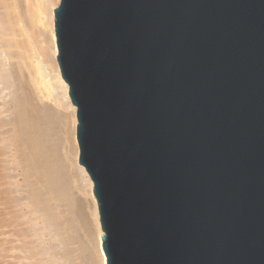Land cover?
Masks as SVG:
<instances>
[{"label":"water","instance_id":"95a60500","mask_svg":"<svg viewBox=\"0 0 264 264\" xmlns=\"http://www.w3.org/2000/svg\"><path fill=\"white\" fill-rule=\"evenodd\" d=\"M107 264H264V0H61Z\"/></svg>","mask_w":264,"mask_h":264},{"label":"bare ground","instance_id":"6f19581e","mask_svg":"<svg viewBox=\"0 0 264 264\" xmlns=\"http://www.w3.org/2000/svg\"><path fill=\"white\" fill-rule=\"evenodd\" d=\"M26 1L29 2L28 0H26ZM60 1L61 0H46V1H44V3H48V5L50 6V10H48L45 13H46V16L48 15L50 17V21H51L50 24L52 25V27H51L52 28V38H53V42H54V44H53L54 55L53 56L55 57V60H56V63H54V65H55V78L57 79V84H58V86H57V84L55 82L54 83L55 86H54L51 79L48 78L47 75H45L41 72L42 70H44L43 68H40L41 69V71H40V69L37 65L38 69L35 68V69H37L36 70L37 72L32 74L34 71L32 72L30 70V68H28L29 67L28 66L27 69H29L30 70L29 73L32 74V76H29L30 78H28L27 75H30V74L29 73L24 74V72H23L24 69H22V68H25V66L28 65V63H26V62H25L26 64L23 63V60H22V64L19 63V61H21V60L15 61L14 58L19 57L20 54L18 53L19 51L17 50L18 52L15 51L18 53V55H17L11 48H13L12 46H14L15 43H16L15 47H22L19 45L20 43H19V40H17V37L18 36L21 37L22 32L25 33V32H27V30L24 32L22 29V26L20 27V24L18 23L20 21H19L17 15L18 14L20 15L21 11L18 12V14H17V10H15V7H16L15 5H18V4H16L17 1L16 0L15 1L14 0H0V168H1L0 169V179H1L0 187L3 186V188H0V190L2 189L0 191V196H3V205H4V210L6 211V213H4L5 214L4 217L8 218L10 223L8 221H6V218H4V217H2V218H4V220L6 222H8V224L12 223L14 225V228H12L11 225L9 226V228H8L9 231H10V227H11V230H13V231L17 230L16 229L18 227L17 225L20 222H21L20 223L21 226H22V222L24 224H28V228L30 230L29 234H30V237L33 239V240H31V238L30 239L28 238V241L31 240L30 243L33 244V247H30V245H26V246L22 247L23 250H21V253H22V251H24L26 254L23 252L22 253L23 256L24 257L25 256L30 257V260L34 258L33 260L37 261L36 264H38V263H41V264H59L60 263L61 264V262H62V264H64V262H66L65 264H68V263L71 264L72 262L74 264H76V262L73 261L75 259H73L72 262H71V259L69 261V256L72 255V252H71L72 250L69 251L71 253L70 254L68 252V249L66 248V245H68L67 243L70 240L65 241L66 234H65V236H63V233H62V231H65V230H62V228L63 227L67 228V226L65 224H64L65 226L61 225L60 218L58 217L59 214L57 215V213H59L60 211H58L57 213L54 211L56 209L54 199L55 200L57 199L58 200L57 202L59 203V199L54 198V194L56 192L61 193L59 191H61L62 189H60V187L57 188V186L61 185L60 183L62 180H60L61 176L58 179L60 181L58 182V180H57L58 175H57L56 170L58 167L55 169L56 165H54L53 157L51 154L52 153L51 151H53V150H51L52 147L50 149V145H49V142H51V140H49V138H50L49 132L53 131V129H54L53 128L51 130L50 125H52V123L54 122L53 121L54 119L51 121L52 123H50V117H49L50 112H48V109H47V106H50V105L49 104L46 105L47 104L46 100L50 101V99H53V97L56 96V95L53 96L54 92H57L58 91L57 87L58 88L60 87V89H61V90H59L61 92L60 95L63 94L62 96L65 97V101H66V102H64V101L63 102L60 101V102H62L63 104L66 103V104H64V106L65 107L68 106L71 109V114L73 115L72 118H74L73 119L74 120V123H73L74 128H73V125H72V128L75 130V132L74 131H72V132H73V135H75V137H76V141H78L77 140V125H78L77 107L73 106V103L71 101L70 94H69V85L65 81V79L62 77L61 70H60V67L58 64V60H57L58 44H57V37H56V31H55V9L59 5ZM19 2H20V0H19ZM35 4H37V3H35ZM33 5H34V3H33ZM48 5H45V6L48 7ZM27 6H29V5H27ZM39 6H40V4H39ZM31 7H34V6L31 5ZM21 8H22V6H21ZM35 9L36 8L34 7V10ZM15 11H16V14H15ZM38 11H39V9L37 10V12ZM40 11H42V10H40ZM42 12H44V11H42ZM27 14H28V9H27ZM19 18L22 21L23 18L22 17H19ZM32 18H33V16H32ZM17 23L19 24V26L17 25ZM19 27L21 28L22 31H20V29H17ZM33 27H34V25H33ZM16 30H19V32H21V34L18 33V36L15 39V40H17V42H13L14 39L12 36L14 35V33L17 35ZM8 35L11 37H8ZM30 40H31V38H30ZM26 42H28V41H26ZM22 44H24V43H21V45ZM31 45H32V43H31ZM24 49H26V48H24ZM22 50H23V47H22ZM36 50H37V48H36ZM27 52L29 54V49L27 50ZM21 57H22V59H25V58H23L22 55H21ZM29 57H30V55H29ZM28 62H29V60H28ZM31 64H32V62H31ZM34 64H40V63H34ZM41 65H43V64H41ZM44 67H45V65H44ZM33 69H34V67H33ZM54 87H56V88H54ZM36 94H38V96H40L41 98H39V97L36 98ZM57 98H58V96H57ZM60 98H63V97L60 96ZM39 99H42V100L46 99V100H45V102L43 101L44 103H42V101ZM40 101H41V105H40ZM51 109H52V105H51ZM3 113L4 114L6 113L4 115V117H3ZM56 115H57V113H56ZM6 126H9V127L6 128ZM53 126H55V125L53 124ZM4 127H5V129H4ZM52 145H54V144L52 143L51 146ZM78 146L79 145H77V147ZM77 154H78V156H77L78 157V159H77L78 166L77 167H78V170H79L80 175H81L80 176L81 179H79V180L81 181V184H82V182L83 183L85 182L87 185L90 186V193H91L93 201H94L95 214L97 217V223H98V227H99V240H98L99 243L98 244H99V249H100L99 251H100L101 262H102L100 264H107V257H106V254L104 252V249H103L104 231L102 229L101 222H100L98 201L96 200V196L94 194V183H93L89 173L86 171L85 167L81 166V164L79 163L80 151H77ZM9 155L11 157L10 161H8V163L11 164L10 167L8 166V163L6 162L7 160H5L2 157V156H4L6 158ZM10 157H8V158H10ZM9 168H11V169L14 168V169H17L20 171L19 174L22 176V179H23L22 180L23 182H21V185L24 187V191H23L24 195L22 194L23 195V196L21 195L22 197L16 196L18 194L17 193L18 191L14 192V190L17 189V187L14 189V186H18V188H19L21 185H20L19 180L16 179V178H18L17 176H15L16 178L14 177V179L12 177V175H14L16 172L14 174L13 173L9 174V172H8L10 170ZM61 187H62V185H61ZM65 187H63V188H65ZM66 192H62V193L64 194ZM67 193H66V195L68 196L69 194H67ZM14 194H16V195H14ZM59 198H62V197H59ZM22 200L24 202H22ZM62 200L64 201L65 199L62 198ZM0 201H2L1 198H0ZM61 201H60V203H61ZM1 207H0V209H1ZM59 209H57V210H59ZM2 210H3V208H2ZM2 210H0L1 213L4 212V210L3 211ZM6 214L8 217L6 216ZM1 215H3V213ZM61 215H62V213H61ZM64 215H66V214H64ZM63 216H62L61 220L62 219L65 220V218ZM4 220L2 221V225L0 223L1 227L4 225L3 224ZM68 223L71 224L70 222H68ZM5 226H8V225H5ZM24 227H25V225H24ZM21 229H22V227L20 228V230L18 229L19 233L23 232ZM69 229H70V226H69ZM15 232H14V234L13 233H11V234L9 233V234L11 236H13V235L18 236V234H17L18 232L16 234H15ZM25 232H26V230L24 231V233ZM25 236H27V235H25ZM14 239H16V238H14ZM24 239L25 238L23 236L22 240L25 241ZM22 240H18V242L19 241L22 242ZM22 245H25V244L22 243ZM18 246H16V247H18ZM69 247L70 246H68V248ZM25 259H27V257H25ZM34 261H32V262L34 263ZM27 262L30 264V261H27ZM28 263H25V264H28Z\"/></svg>","mask_w":264,"mask_h":264},{"label":"rangeland","instance_id":"374dc122","mask_svg":"<svg viewBox=\"0 0 264 264\" xmlns=\"http://www.w3.org/2000/svg\"><path fill=\"white\" fill-rule=\"evenodd\" d=\"M16 1H17L16 4H18V5L14 4L16 6L15 10H17V14L20 11L22 13V14L20 13V15L18 14L19 16L17 15V17H18V19L20 21L18 23L20 24V27L22 26L23 31L25 32L27 30V32H25V33L22 32V36L20 37V36H18V33L21 34V32H19V30H16L17 31V35L14 33V35L12 36L13 39H14V40L12 39L13 42H17V40H19V43H20L19 45L23 47V50H22V47H15L16 43H15L14 46H12L13 48H11V49L14 52L18 50L19 52L18 51L17 52L20 54L19 57L14 58V59H15V61L21 60V61H19V63H21V64H22V60H23V63H25V62L28 63V65H26V66L23 64L25 66V68H22V69H24L23 70L24 74L25 73L28 74L30 72V70L32 72L34 71L32 73V74H34V73L37 72L36 70L38 69V67H39V69L43 68L44 70L41 71V69H40V71L43 74L47 75V77L51 79L53 84L55 82L57 84V79L55 78V65H54V63H56V60H55V57L53 56L54 55V50H53L54 49V47H53L54 42H53V38H52V28H51L52 25L50 24V22H51L50 21V17L48 15L46 16V13H45L48 10H50V6L48 5V3H44V1H46V0H37L38 2L36 0H35L36 2L34 0H32V1L28 0L30 3L27 2L26 0H24V1L20 0V2H19V0H16ZM33 3H34V5H33ZM35 3H37L38 5L35 4ZM39 4H40V6H39ZM27 5H29L30 7L27 6ZM31 5L36 8L35 9L36 11L34 10V7H31ZM45 5H48V7L45 6ZM17 6L18 7L20 6L19 7L20 9ZM21 6H22V8H21ZM27 9H28V14H27ZM38 9H39V11L37 12ZM40 10H42L44 12H42ZM15 14H16V11H15ZM32 16H33L34 19L32 18ZM19 17L23 18V19L21 18L22 21L20 20ZM18 23H17V25L19 26ZM33 25H34V27H33ZM20 27L17 28V29H20V31H22ZM8 37H11V36L8 35ZM16 37H17V40H15ZM30 38H31L32 41L30 40ZM26 41H28V42H26ZM21 43H24V44L21 45ZM31 43H32V45H31ZM24 48H26L27 50L29 49V54H28L27 50L24 49ZM36 48H37V50H36ZM17 52H15V53L18 55ZM21 55L25 59H22ZM29 55H30V57H29ZM28 60H29V62H28ZM30 61L32 62V64H31ZM33 62L34 63H40V64H34ZM41 64H43V65H41ZM37 65H38V67H37ZM44 65H45V67H44ZM27 67L30 68V70L27 69ZM33 67H34V69H33ZM35 68H37V69H35ZM29 74L30 75H27L28 78H30L29 76H32L31 73H29ZM54 86H55V84H54ZM57 86H58V84H57ZM56 87H54V88H56ZM57 89H58V91L55 89L57 92H54V94H53V96L56 95V96L53 97L54 100L50 99V101H47L46 99H44V100L39 99V100L42 101V103H44L45 100H46V102H47L46 105H48V104L50 105V106H47L48 112H50L49 113L50 114V116H49L50 117V123H52L51 121L53 119H54L53 121L55 122V123L53 122L52 125H50V129L51 130L53 128L54 129H53V131H51L52 133L49 132V134H50L49 140H51V142H49V145H50V149L52 147L51 150H53V151H51L52 152L51 154H52V157H53L54 165H56L55 169L58 167L57 170H56L57 175H58L57 180L60 178V176H61L60 180H62L61 183H60L62 185V187H61V185H59V186H57V188L60 187V189H62V190L59 191L61 193H57L56 192L55 193L56 195L54 194V198H58L59 199V203L57 202L58 201L57 199L56 200L54 199V202H55V205H56L55 206L56 209L54 211L56 213L58 211H60L59 213H57V215L59 214L58 217L60 218L61 225L65 224L67 226V228H68L67 229V228L62 226L63 227L62 230H65V231H62L63 236H65V234H66L65 241H67V240L69 241L70 240L67 243L68 245H66V248L68 249V252L70 250H72L71 251L72 255L69 256V261L71 259V262H72V260L75 259L73 261L76 262V264H80V263L81 264L82 263L83 264H100L102 262H101V255H100V251H99L100 250L99 249V244H98L99 243V241H98L99 240V227H98V223H97V217H96V214H95L94 201H93L92 195L90 193V186L87 185L85 182L84 183L82 182V184H81V181L79 180V179H81L80 178L81 175H80V172H79L78 167H77L78 166V164H77V159H78L77 151H79V146L77 147V145H78L77 142L78 141H76V137H75V135H73V132H72V131L75 132V130L73 129L74 128V124H73L74 123V120H73L74 118H72L73 115L71 114L70 107H68V106L65 107L64 104H66V103H64V104L62 103L63 101L64 102H66V101H65V97L62 96L63 94L60 95L61 94V92L59 91V90H61L60 87L59 88L57 87ZM57 96H58V98H57ZM60 96L63 97V98H60ZM38 97L41 98L40 96H38V94H36V98H38ZM41 101H40V105H41ZM60 101H62V102H60ZM51 105H52V109H51ZM56 113H57V115H56ZM5 114L3 113V117H4ZM53 124L55 126H53ZM72 125H73V128H72ZM7 127H9V126H6V128ZM4 129H5V127H4ZM52 143L54 145L51 146ZM2 157L5 160H7L6 161L7 163L11 159L10 155L6 157L7 159L4 156H2ZM8 157H10V158H8ZM8 166L10 167L11 164L8 163ZM9 169H8L9 170L8 171L9 174L10 173L14 174L16 172L14 175H12V177L14 179V177L17 176L18 178H16V177L15 178L19 180L20 185H21V182H23L22 181L23 179H22V176L19 174L20 171L17 170V169H14V168L13 169L9 168ZM60 180H58V182ZM0 181H1V179H0ZM16 187H17V189H15ZM22 187H23L22 185L19 188H18V186H14V189H15L14 192L18 191L17 192L18 194L16 193L17 195L16 194H14V195L22 197L24 195V193H23L24 187L23 188ZM63 187H65V188H63ZM0 188H3V186H1ZM62 192H66L69 195L67 196L66 193L63 194ZM59 197H62L65 200L63 201L62 198H59ZM0 198L2 199V201H0L1 202L0 203V207L2 206L0 210H2V208L4 210L3 196H0ZM23 200H22V202L25 201V200L24 201ZM60 201H61V203H60ZM57 209H59V210H57ZM2 213H3V215H1ZM2 213L0 211V216H1L0 217V223H1V225H2V221L4 220V218H6V217H4L5 216L4 213H6V211L4 210V212H2ZM61 213H62V215H61ZM63 213L66 214V215H64ZM6 216H7V214H6ZM62 216L65 218V220H63V219L61 220ZM2 217H4V218H2ZM7 219L8 218H6V221H8L10 223L9 219L8 220ZM6 221L4 220V222H3L4 225L2 227L0 225V264H25V263H28L27 261H30V264H34V263L36 264L37 261L36 260L34 261L33 260L34 258L30 260V257L25 256V257H27V259H25V257L22 254L24 251H22V253H21V250H23L22 247H24L26 245H30V247H33V244L30 243L31 240H33V239L30 237V234H29L30 230L28 228V224H24L22 222V226H21V224H20L21 222H20L17 225L18 227L16 226L17 230H15L16 231L15 232V231L11 230V227H10V231H9V229H8L9 226L11 225L12 228H14V225L12 223L8 224V222H6ZM68 222H70L71 224H69ZM23 224L25 225V227H24ZM5 225H8V226H5ZM69 226H70V229H69ZM19 227L20 228L22 227L21 230L23 232L19 233V231H18V229L20 230ZM25 230H26V232L24 233ZM14 232H15V234L18 232L17 233L18 236L17 235H13V236L10 235L11 233L14 234ZM25 235H27V236H25ZM23 236L25 238L24 239L25 241L22 240ZM14 238H16V239H14ZM28 238L29 239L31 238V240L28 241ZM18 240H22V242L19 241L20 242L19 243ZM22 243L25 244V245H22ZM16 246H18V247H16ZM68 246H70V247L68 248ZM32 261H34V263ZM65 263L66 262H64V264ZM38 264H41V263H38ZM61 264H62V262H61ZM71 264H74V263L72 262Z\"/></svg>","mask_w":264,"mask_h":264}]
</instances>
